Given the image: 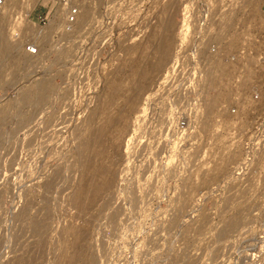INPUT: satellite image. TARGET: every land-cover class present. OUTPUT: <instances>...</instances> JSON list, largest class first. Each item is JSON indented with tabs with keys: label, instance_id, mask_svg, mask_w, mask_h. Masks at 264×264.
<instances>
[{
	"label": "rangeland",
	"instance_id": "1",
	"mask_svg": "<svg viewBox=\"0 0 264 264\" xmlns=\"http://www.w3.org/2000/svg\"><path fill=\"white\" fill-rule=\"evenodd\" d=\"M28 1L0 5V264H264L262 2L130 0L126 18L122 0H78L66 30ZM165 21L167 67L180 45L184 63L102 152L112 179L78 195L97 102L129 90L127 47Z\"/></svg>",
	"mask_w": 264,
	"mask_h": 264
},
{
	"label": "bare ground",
	"instance_id": "2",
	"mask_svg": "<svg viewBox=\"0 0 264 264\" xmlns=\"http://www.w3.org/2000/svg\"><path fill=\"white\" fill-rule=\"evenodd\" d=\"M34 1L35 0L28 1V4L31 2L29 8H31ZM261 2L262 0H259V4ZM58 10L59 9L56 8L54 10L51 9L48 11L47 22L53 18L54 14L57 13ZM165 22L166 23L159 22L157 25H154L147 34V38L144 41L141 40L135 45H127V50L129 51L126 60L124 61L125 64L129 62L130 66L132 67L129 72L131 78L127 82L129 83L128 85H130V88L127 87L129 90L127 92L122 91L121 96L118 98L115 97L116 99H113L112 102L110 99L105 98V96L98 100L86 129L90 132L88 131L89 133L81 139V145L79 146V148L81 147V152L79 151L82 155L81 161H86V165L84 166L83 170L85 171L90 167L96 168H93L95 171L93 175L85 177L82 184L80 186L78 185V195H83V193L86 191H90L89 189L96 193L97 187L100 183L107 184L112 179L113 172L110 169L111 167L108 164L109 162H104L102 152H104V149L107 147L114 149L116 148L118 150L121 149V141L127 135H129L132 120H134V118L136 119L138 117L137 114L141 112L140 109L142 95L145 92L151 91V87L154 86L155 82H157L159 78H161L164 71V78L168 77L172 72L173 65L168 67L167 65L173 56L172 51L174 49L173 45L175 44H173L175 35L177 36L176 39H179L180 32L176 33L175 29H177V27H175L173 31L171 28L172 24L168 23L167 21ZM135 50L136 54H134ZM165 66L166 70H164ZM47 85L49 86V84L45 83L44 86H42L43 89H48ZM117 85H120L117 83V81L113 82L110 87H108L109 91L111 92L117 88ZM122 86L123 85L121 84L120 88ZM120 88L118 86L117 89L121 90ZM132 139L133 134L130 135L127 140L128 145ZM96 176H99L100 179L99 177L96 178Z\"/></svg>",
	"mask_w": 264,
	"mask_h": 264
},
{
	"label": "built area",
	"instance_id": "3",
	"mask_svg": "<svg viewBox=\"0 0 264 264\" xmlns=\"http://www.w3.org/2000/svg\"><path fill=\"white\" fill-rule=\"evenodd\" d=\"M23 0H0V5L2 4H7L8 6H12V5H15V3H22ZM42 2H45L44 4L41 3L42 5H46L47 9L45 11V13L43 14V16H40V19L39 21H43V23H46L48 21V17H47V12L49 10H54L56 8H58V12L56 14V21H57V18L60 16H62V25L63 27L66 29V30H70L72 28V24L73 22L75 21L76 19V14L79 10V1L78 0H41ZM124 2V5L126 6V9H125V12H128L126 18L128 16L131 15L132 13V10L131 9V6L133 8V4L132 2H130V0H122ZM37 2V1H36ZM35 6V5H34ZM14 7V6H13ZM34 8V7H33ZM32 11V10H31ZM31 11H30V15L31 16ZM31 18V17H30ZM129 18V17H128ZM32 19V18H31ZM38 21V22H39ZM128 21V20H127ZM37 22V21H36ZM193 23V22H191ZM212 22H203L202 24L207 26L209 24H211ZM197 25V24H196ZM197 29V27L195 28V30ZM208 29L206 28L205 31H207ZM213 34H216V31ZM214 38L217 39V37L214 35ZM218 40V39H217ZM36 46L31 43V45H27V49L31 52V53H34L36 52ZM182 48H184V45H180L178 49H176V58H175V62H174V66L175 67V72L172 73L171 75L175 76V73H176V70L178 69V66L181 64V63H184L181 61V63H179V57L180 56V53L182 52ZM218 48V46H217ZM186 52V50H184L183 54ZM213 52V55L218 59L221 54V52H218V51H215V49L212 50ZM239 55V53H238ZM222 58L225 60L226 57L225 56H222ZM230 59L228 62L230 63V65H232V67L229 69V67L227 66L228 70L231 71L230 74H234L235 72V65H233L232 62L235 63V48L233 50V53L230 54ZM227 63V62H226ZM196 71V69H194V72ZM170 76V75H169ZM190 85L193 84V78L192 80L190 81Z\"/></svg>",
	"mask_w": 264,
	"mask_h": 264
},
{
	"label": "crops",
	"instance_id": "4",
	"mask_svg": "<svg viewBox=\"0 0 264 264\" xmlns=\"http://www.w3.org/2000/svg\"><path fill=\"white\" fill-rule=\"evenodd\" d=\"M262 7H263V9H264V0H262Z\"/></svg>",
	"mask_w": 264,
	"mask_h": 264
}]
</instances>
